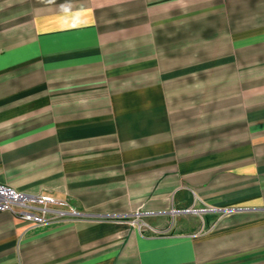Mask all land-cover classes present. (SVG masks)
<instances>
[{
  "label": "crops",
  "instance_id": "0c3cea01",
  "mask_svg": "<svg viewBox=\"0 0 264 264\" xmlns=\"http://www.w3.org/2000/svg\"><path fill=\"white\" fill-rule=\"evenodd\" d=\"M0 185L125 216L0 264H264V0H0Z\"/></svg>",
  "mask_w": 264,
  "mask_h": 264
},
{
  "label": "built area",
  "instance_id": "2783aa9c",
  "mask_svg": "<svg viewBox=\"0 0 264 264\" xmlns=\"http://www.w3.org/2000/svg\"><path fill=\"white\" fill-rule=\"evenodd\" d=\"M0 212H8L30 227L59 226L78 221L100 222L125 219V216H99L81 213L66 201L53 196L18 192L1 185ZM135 215L138 218L139 214Z\"/></svg>",
  "mask_w": 264,
  "mask_h": 264
}]
</instances>
